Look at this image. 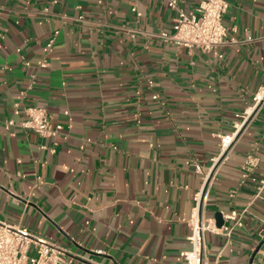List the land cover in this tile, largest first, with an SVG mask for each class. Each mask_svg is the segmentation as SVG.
Here are the masks:
<instances>
[{
    "label": "crops",
    "instance_id": "crops-1",
    "mask_svg": "<svg viewBox=\"0 0 264 264\" xmlns=\"http://www.w3.org/2000/svg\"><path fill=\"white\" fill-rule=\"evenodd\" d=\"M170 1L0 0V222L97 264H185L203 192L216 229L241 217L205 234L208 264H264V111L220 151L264 85V0H226L213 52L155 36ZM28 107L61 130L21 129Z\"/></svg>",
    "mask_w": 264,
    "mask_h": 264
},
{
    "label": "built area",
    "instance_id": "built-area-1",
    "mask_svg": "<svg viewBox=\"0 0 264 264\" xmlns=\"http://www.w3.org/2000/svg\"><path fill=\"white\" fill-rule=\"evenodd\" d=\"M56 1L53 0V3L55 4ZM169 6L177 12L175 31L171 35L160 32L155 35L156 37L178 47L197 48L202 52H213L224 44L226 28L223 24V16L227 8L226 0H197L196 15L193 16H186L177 10L174 0L169 2ZM51 43L47 45L48 48ZM262 111H264V85L257 90L251 103L242 112L240 122L235 125V132L232 135L220 137L221 156L228 152L236 135ZM23 113L25 118L19 124L23 130L31 131L43 138L54 137L61 130L59 125L52 124L46 110L42 108L28 107ZM7 125H12V122L9 121ZM213 161L217 162L215 159ZM262 192H264V180L260 181L255 199H259ZM205 197L206 195L202 192L193 198L196 212L188 222L190 228L188 241L191 248L182 254L185 264H208L207 249L204 244L206 233L218 232L226 239V244H229L234 228L241 226L240 215L233 211L224 216V221L228 222V225H222L220 229H216L199 212L205 203ZM0 264L97 263L72 254L60 244L41 237L25 227L0 222Z\"/></svg>",
    "mask_w": 264,
    "mask_h": 264
},
{
    "label": "water",
    "instance_id": "water-1",
    "mask_svg": "<svg viewBox=\"0 0 264 264\" xmlns=\"http://www.w3.org/2000/svg\"><path fill=\"white\" fill-rule=\"evenodd\" d=\"M215 224H216V227L219 228V229L223 225L222 215L220 213L216 214V216H215Z\"/></svg>",
    "mask_w": 264,
    "mask_h": 264
}]
</instances>
